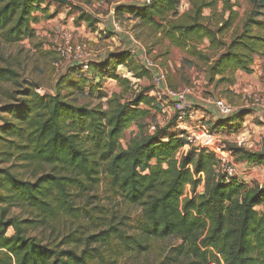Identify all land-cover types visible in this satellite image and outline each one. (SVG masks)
<instances>
[{
    "label": "trees",
    "instance_id": "1",
    "mask_svg": "<svg viewBox=\"0 0 264 264\" xmlns=\"http://www.w3.org/2000/svg\"><path fill=\"white\" fill-rule=\"evenodd\" d=\"M260 1L254 2L256 7H264V0ZM51 2L63 6L58 0H0L1 40L10 44L34 38L32 25L42 17H52L47 13ZM191 2V9L183 14H179L177 0L118 5L115 14L139 19L175 47L186 49L197 41H207L213 49L223 47L212 59L216 61L212 77L237 69L250 71L253 55L264 47V36L252 33L250 27L264 30V20L247 18L242 32L225 43L219 36L224 27L212 29L203 22L202 7L211 4ZM76 20L91 25L83 12ZM123 52L89 62L86 71L75 66L71 72L77 74L76 80L65 75L56 82L54 92L39 94L33 88L26 100L7 108L24 124L15 130L23 138L19 145L22 160L51 166V170L34 182H25L0 168V264H88L104 260L110 252H143L152 239L167 237L181 241L167 257L176 261L174 256H181L178 264H264V206L256 208L264 204V184L238 178L227 181L215 170L214 152L190 144L183 131H175L173 122L162 127L152 124L154 130L145 132L143 128L151 126L146 124L151 108L159 107L149 93L151 87L107 109L61 96L62 87L76 95L86 94L94 77L99 78L97 86L103 78L128 82L116 72L117 66L136 79L146 75L145 71L136 73L135 56ZM16 76L15 71L0 66V82ZM114 100L106 98V102ZM246 114L238 110L213 128L229 133L238 130ZM132 124L139 127V133L123 147L121 137ZM242 156L248 163L264 166L262 151H245ZM101 172L113 192L141 208L135 232L128 235L118 225L107 223L106 229L95 233L69 231L59 240L56 236L43 242L38 232L56 215H77L83 208L74 206L76 199L98 184ZM17 206L32 215L6 217L7 207ZM9 228L13 233L6 236Z\"/></svg>",
    "mask_w": 264,
    "mask_h": 264
},
{
    "label": "rangeland",
    "instance_id": "2",
    "mask_svg": "<svg viewBox=\"0 0 264 264\" xmlns=\"http://www.w3.org/2000/svg\"><path fill=\"white\" fill-rule=\"evenodd\" d=\"M177 1L179 14L192 7L191 0ZM195 1L211 4L202 7L203 22L212 29L224 27L219 36L225 43H229L234 36L242 32L247 18L264 20L262 15L264 7H256L254 4L256 1L261 2L260 0ZM124 4L130 5L134 2L132 0H66L63 6L51 2L47 13L53 15L50 18L42 17L39 22L32 25L35 30L34 38L10 44L0 38V66L8 67L17 74L13 80L0 82V126L6 124L4 130L0 129V168L6 169L15 179L25 182H34L39 175L51 170V166L22 160L19 145L23 138L17 135L15 130L24 128V124L19 123L7 108L26 100L27 92L33 88L39 94L54 92L57 89L56 82L65 75L76 80L77 74L71 71L75 66L82 69V63L79 62L87 59L89 62L99 59L103 61L108 54L124 53L123 51L126 50L127 53L129 51L135 56V72L145 71L146 75L136 79L123 66H117L116 72H119L122 78H127L128 82L121 84L113 78H103L97 86L94 84L99 78L94 77V84L89 87L86 94L76 95L69 88L62 87L61 96L68 101L75 100L78 104L88 107L112 108L116 101L124 102L146 88H153L151 72L143 63V59L146 58L164 71L165 84L168 87L193 89V96L197 100L193 105V111L198 109L199 115L203 114V117H199L194 122L204 123L199 124L202 125L201 129L204 132L198 137L194 132L188 131L186 127L192 123L191 117H187L184 122H178L173 112L169 109L164 110L162 106L160 109L151 108L146 124L162 127L173 122L175 131H183L185 135L192 136L194 144L206 147L216 145L218 147L215 151L228 152L236 165L238 179L264 184V166L248 163L242 154L250 151L236 140L240 133H244L247 139L255 144L256 151L264 152V111L260 109L259 113L256 112L258 108L252 101L253 96L264 95V47L253 55L250 71L239 69L225 71L221 75L211 76L206 82L204 80L206 69L212 64V59L224 51L223 47L213 49L208 46L207 41L191 42L186 49L172 46L159 33L141 24L139 19L128 17L126 13L115 14V8ZM80 12L91 18V25L76 20ZM229 21L230 24L226 25ZM114 24L118 25V28L114 27ZM250 28L252 33L264 36V30L256 26ZM64 35L68 36L70 46L79 44L84 46L83 57H77L70 62L59 58L55 46L62 42ZM132 49L134 52H131ZM88 76L92 78V74ZM102 93L106 97H102ZM111 96L115 100L106 102V98ZM207 96L222 97L235 110L247 112L238 130L229 133L213 128L217 121L213 118L214 108L203 101ZM148 128L146 125L143 129L146 132ZM137 132L139 133V127L135 124L125 129L120 140L122 146L126 147ZM5 187L8 188L7 185ZM198 190H202V184ZM74 206L83 209L75 216L56 215L51 220V224L44 227V231L38 232L43 242L49 243L56 236L59 240L69 231L95 233L106 229L107 223L118 225L129 235L135 232L141 215V208L138 205L125 202L112 191L104 172H101L98 184L81 194ZM263 206L264 204H261L256 208L259 210ZM31 215V211L25 207H7L6 217L25 218ZM12 233L13 229L9 228L6 236H11ZM180 243L181 241L174 237L152 239L143 252L137 253L135 249H126L117 254L110 252V256H106L104 260H96L88 264H178L181 256H174L176 261L167 257L173 255L172 248ZM79 249L81 247H77V250Z\"/></svg>",
    "mask_w": 264,
    "mask_h": 264
},
{
    "label": "built area",
    "instance_id": "3",
    "mask_svg": "<svg viewBox=\"0 0 264 264\" xmlns=\"http://www.w3.org/2000/svg\"><path fill=\"white\" fill-rule=\"evenodd\" d=\"M135 5L138 6H146L151 3V0H132ZM111 13H113L111 11ZM114 27L118 28V25L114 24ZM68 36L64 35L62 42L57 43L55 46V50L59 58L63 61L70 62L73 59L77 57H83L85 55V48L83 45H74L70 46L68 43ZM131 52H134L132 49ZM82 69L87 70V65L89 63V60H85L82 62ZM143 63L147 70L151 72L152 77V91L151 95L154 98V100L164 108L171 109L173 112L176 121L178 122H184V120L187 117H190L193 113V104L188 100V96L193 95V89L189 88H182V89H173L168 87L165 84V73L163 70L159 69L157 66H155L152 62H150L148 59L144 58ZM38 92V91H37ZM39 93V92H38ZM204 103L210 104L215 111V114H217L220 117L226 118L234 114L237 110L225 101L222 97H212L207 96L203 99ZM253 105L258 108L256 112L259 113V110L262 109L264 111V95L260 96H253L252 97ZM149 130H154V126L151 125L149 127ZM184 138L193 145H199L194 144V138L192 136H187L183 134ZM236 140L239 143H242L244 147L251 151V152H258L255 150V144L253 142H250L249 139H247L246 135L244 133H240V135L236 138ZM206 147V146H205ZM218 146H214L212 148V151L215 154L216 158V165L215 170L216 172L220 173L227 181L230 178H237V171H236V165L233 162V159L231 155L228 152H225L223 150H217L215 149ZM208 149L211 148L210 146L207 147ZM261 151V150H260Z\"/></svg>",
    "mask_w": 264,
    "mask_h": 264
},
{
    "label": "crops",
    "instance_id": "4",
    "mask_svg": "<svg viewBox=\"0 0 264 264\" xmlns=\"http://www.w3.org/2000/svg\"><path fill=\"white\" fill-rule=\"evenodd\" d=\"M174 50V49H173ZM174 53L176 52V51H173ZM137 56V55H136ZM101 59H99V60H92L93 62H99ZM102 61V60H101ZM100 61V62H101ZM168 62H170V61H168ZM188 100L193 104V105H195L196 104V102H197V100L195 99V96H193V95H191V96H188ZM155 102V101H154ZM201 103V102H200ZM159 105L158 103H156L155 102V105ZM200 107H203V105H199ZM161 108V106L159 105V107H158V109H160ZM162 108H163V106H162ZM164 110H167L168 111V108H163ZM208 111H210L209 109H207ZM169 111H171V109H169ZM238 111V110H237ZM199 111H198V109H195L194 111H193V113L191 114V119H192V123L190 124V125H188L189 127H186L187 129H188V131H192V132H194V134L195 135H197L198 137L201 135V134H203V130L201 129V127H202V125H199V124H204V123H202V122H199V123H197L196 124V122H194L195 120H197V119H199V117H203V114H201V115H199ZM214 113V112H213ZM215 120L214 121H218V120H220V119H224L223 117H220V116H218L217 114H214V117H213ZM192 125H195V126H192ZM183 129V128H182ZM211 148H209L210 150H212V149H214V148H212V146H210Z\"/></svg>",
    "mask_w": 264,
    "mask_h": 264
},
{
    "label": "water",
    "instance_id": "5",
    "mask_svg": "<svg viewBox=\"0 0 264 264\" xmlns=\"http://www.w3.org/2000/svg\"><path fill=\"white\" fill-rule=\"evenodd\" d=\"M58 1H60L62 3H65L66 2V0H58ZM215 64H216V61L212 62V64H210L208 66V68L206 69L205 76H204V80L206 82H208L210 80V78H211V71L215 67Z\"/></svg>",
    "mask_w": 264,
    "mask_h": 264
}]
</instances>
